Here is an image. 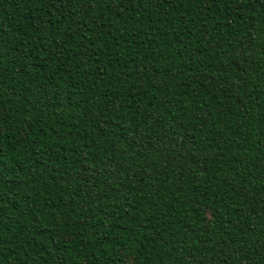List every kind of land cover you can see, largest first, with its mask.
Instances as JSON below:
<instances>
[{"label": "trees", "instance_id": "16d2710c", "mask_svg": "<svg viewBox=\"0 0 264 264\" xmlns=\"http://www.w3.org/2000/svg\"><path fill=\"white\" fill-rule=\"evenodd\" d=\"M0 264H264V0H0Z\"/></svg>", "mask_w": 264, "mask_h": 264}]
</instances>
